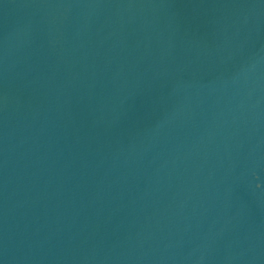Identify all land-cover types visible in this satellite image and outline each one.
<instances>
[{"label": "water", "instance_id": "obj_1", "mask_svg": "<svg viewBox=\"0 0 264 264\" xmlns=\"http://www.w3.org/2000/svg\"><path fill=\"white\" fill-rule=\"evenodd\" d=\"M0 264H264V0H0Z\"/></svg>", "mask_w": 264, "mask_h": 264}]
</instances>
